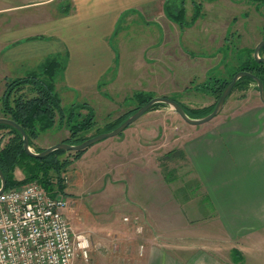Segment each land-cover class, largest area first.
I'll use <instances>...</instances> for the list:
<instances>
[{
  "label": "crops",
  "instance_id": "0c3cea01",
  "mask_svg": "<svg viewBox=\"0 0 264 264\" xmlns=\"http://www.w3.org/2000/svg\"><path fill=\"white\" fill-rule=\"evenodd\" d=\"M263 25L264 0L4 3L0 93L7 81L57 57L64 62L56 80L64 105L86 101L99 111L100 88L111 85L123 101L137 91L167 96L169 87L168 97L184 106L174 95L192 85V73L230 75L250 50L253 55ZM256 90L253 83L233 90L219 117L193 125L179 144L193 183L208 199V213L221 224L231 248L243 254L250 241L259 248L258 238L264 237V104ZM143 141L144 148L149 139ZM215 253L200 249L184 260L159 250L146 264H231Z\"/></svg>",
  "mask_w": 264,
  "mask_h": 264
},
{
  "label": "rangeland",
  "instance_id": "374dc122",
  "mask_svg": "<svg viewBox=\"0 0 264 264\" xmlns=\"http://www.w3.org/2000/svg\"><path fill=\"white\" fill-rule=\"evenodd\" d=\"M17 2L0 0V6ZM167 31L168 37H173ZM244 61L235 70H240ZM235 70L220 78L207 77L210 72L205 77L192 73V85L184 93L174 92V96L186 109L202 115L216 103L214 93L204 84L212 78L229 79ZM249 83L256 87L255 82L247 81L233 90L245 89ZM166 90L170 96L169 87ZM156 95L137 91L123 101L121 95H114V86L100 88L98 99L103 108L93 110L96 124L85 136L113 128L142 101ZM192 129L193 125L170 105L158 103L118 135L92 144L78 157L73 150L59 154L61 161L69 162L57 172L48 171L49 192L66 197L65 213L72 229L83 233L89 242L87 258L77 257L73 264H146L148 257L159 250L187 260L200 249L214 251L231 264H264V237L258 238L259 248L250 241L252 247L248 244L243 254L236 246L231 248L233 244L221 224L208 213V199L201 198L202 192L193 183L189 163L179 148L183 136ZM0 135L1 144L11 137L8 129H0ZM68 136L64 127L47 129L35 140L36 150ZM144 138L149 139L145 141L148 149L147 145L143 148ZM14 177L23 178L20 168H15Z\"/></svg>",
  "mask_w": 264,
  "mask_h": 264
},
{
  "label": "trees",
  "instance_id": "16d2710c",
  "mask_svg": "<svg viewBox=\"0 0 264 264\" xmlns=\"http://www.w3.org/2000/svg\"><path fill=\"white\" fill-rule=\"evenodd\" d=\"M263 51L264 46L259 52L261 56H263ZM63 64L64 62L61 58H48L38 70L26 76L7 81L4 91L0 96V116L8 117L20 124L28 136L30 147H34L35 151H40V149L36 150L35 140L47 129L53 128L54 126L64 127L68 130L69 136L63 140L69 143H79L87 138L85 136L86 133L92 130L96 124L94 111L86 101H73L68 105L62 103L61 96L56 89V80L59 72L62 70ZM239 69H246L256 74L261 78L264 85V63L256 61L252 54L241 63ZM236 71L231 74L229 79H209L204 84V87L212 91L217 100ZM247 81L254 82L253 79L244 76L236 81L233 89ZM28 93L31 94L29 95ZM147 100L141 103L143 104ZM158 103H155L151 108ZM183 108L191 117H199L212 110V108L206 111L204 110L201 112L202 115H200L192 110L186 109L184 106ZM83 109L87 111L83 113ZM0 129H8L11 133V137L3 144H1L2 137L0 135V169L5 175L6 186L9 187L35 180L49 192L51 183L46 175L50 169L57 172L67 165L69 160L65 159L61 161L59 154L68 150L56 149L43 157L30 156L24 151L21 133L16 128L1 123ZM86 149L77 150L74 154L78 157ZM16 167L22 170V179H16L14 177ZM235 250L233 249L234 253L239 254Z\"/></svg>",
  "mask_w": 264,
  "mask_h": 264
},
{
  "label": "built area",
  "instance_id": "2783aa9c",
  "mask_svg": "<svg viewBox=\"0 0 264 264\" xmlns=\"http://www.w3.org/2000/svg\"><path fill=\"white\" fill-rule=\"evenodd\" d=\"M67 199L38 181L0 192V264H73L89 245L66 216Z\"/></svg>",
  "mask_w": 264,
  "mask_h": 264
},
{
  "label": "water",
  "instance_id": "95a60500",
  "mask_svg": "<svg viewBox=\"0 0 264 264\" xmlns=\"http://www.w3.org/2000/svg\"><path fill=\"white\" fill-rule=\"evenodd\" d=\"M264 46V36L256 43V45L253 48V58L258 61L264 63V56H261L259 54L260 49ZM247 76L254 80L256 84V88L258 91V97L260 101L264 104V85L263 81L260 77H258L256 74L252 73L249 70L246 69H240L236 71L230 81L227 83L225 88L222 90L221 94L219 95L218 99L216 100V103L211 111L206 113L205 115L199 116V117H191L189 116L186 111L184 110L183 106L176 101L175 99L168 97V96H153L150 99H148L145 103L140 105L131 115H129L127 118H125L121 123H119L116 127L113 129L102 131L99 133H96L92 136L87 137L83 141L79 143H69L66 141H59L57 143H54L52 145H49L40 151H34L31 149L29 145V139L28 136L23 129V127L18 124L16 121L8 118L0 116V124H7L14 128H16L22 136L23 139V148L24 151L34 157H43L47 155L48 153L52 152L56 149H63V150H83L92 144L101 141L108 137H113L115 135H118L120 132H122L126 127H128L130 124H132L134 121H136L142 114H144L146 111H148L155 103L162 102L165 104L170 105L177 114L187 123L192 125H199L203 124L205 122H208L213 117H215L222 109L224 102L226 98L230 95L236 81L241 78ZM6 178L3 173V171L0 169V192L6 187Z\"/></svg>",
  "mask_w": 264,
  "mask_h": 264
}]
</instances>
